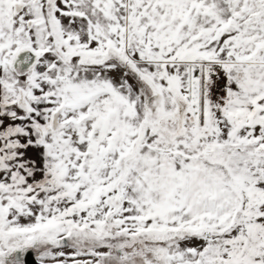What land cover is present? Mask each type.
Listing matches in <instances>:
<instances>
[{
    "label": "snow or ice",
    "instance_id": "6c2138e0",
    "mask_svg": "<svg viewBox=\"0 0 264 264\" xmlns=\"http://www.w3.org/2000/svg\"><path fill=\"white\" fill-rule=\"evenodd\" d=\"M0 264H264V0H0Z\"/></svg>",
    "mask_w": 264,
    "mask_h": 264
}]
</instances>
